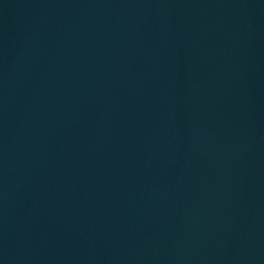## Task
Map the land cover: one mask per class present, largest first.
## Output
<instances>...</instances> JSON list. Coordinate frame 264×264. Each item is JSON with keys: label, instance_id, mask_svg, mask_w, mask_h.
<instances>
[{"label": "water", "instance_id": "obj_1", "mask_svg": "<svg viewBox=\"0 0 264 264\" xmlns=\"http://www.w3.org/2000/svg\"><path fill=\"white\" fill-rule=\"evenodd\" d=\"M0 264H264V0H0Z\"/></svg>", "mask_w": 264, "mask_h": 264}]
</instances>
